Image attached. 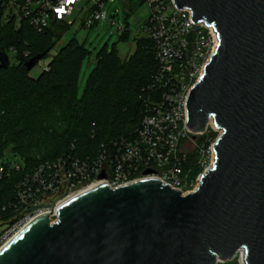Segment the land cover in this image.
Wrapping results in <instances>:
<instances>
[{
    "label": "water",
    "instance_id": "95a60500",
    "mask_svg": "<svg viewBox=\"0 0 264 264\" xmlns=\"http://www.w3.org/2000/svg\"><path fill=\"white\" fill-rule=\"evenodd\" d=\"M175 1L219 35L188 99L192 130L213 121L222 131L212 169L187 195L158 180L98 185L59 207L55 221L31 222L0 264H218L239 254L264 264V0ZM10 65L0 52V69Z\"/></svg>",
    "mask_w": 264,
    "mask_h": 264
},
{
    "label": "built area",
    "instance_id": "2783aa9c",
    "mask_svg": "<svg viewBox=\"0 0 264 264\" xmlns=\"http://www.w3.org/2000/svg\"><path fill=\"white\" fill-rule=\"evenodd\" d=\"M114 1L0 0V24L38 33L47 32L53 25L70 29L75 24L70 18L78 11L82 26L91 29L108 19L104 7ZM121 1L145 4L150 10L141 31L153 43L158 70L143 90L142 122L131 136L102 145L93 158H81L72 148L64 157L40 163L20 180L14 201L4 208L12 212V218L7 223L0 222L4 227L0 251L35 219L49 215L55 221L59 207L98 185L116 189L158 180L187 195L198 189L203 175L214 165V146L222 131L213 121L203 132L192 130L188 99L217 53V31L205 22H196L192 11L179 8L175 0ZM119 31L123 34L126 29L119 27ZM211 129L220 132L217 140L198 145V138ZM195 146L197 160L192 166L190 157ZM21 168L20 162L5 161L0 166V180ZM147 170L154 173L146 175ZM103 173L106 177L101 179Z\"/></svg>",
    "mask_w": 264,
    "mask_h": 264
},
{
    "label": "trees",
    "instance_id": "16d2710c",
    "mask_svg": "<svg viewBox=\"0 0 264 264\" xmlns=\"http://www.w3.org/2000/svg\"><path fill=\"white\" fill-rule=\"evenodd\" d=\"M69 30L53 25L38 33L0 24V52L14 57L9 68L0 69V166L14 156L22 163L20 171L0 180L2 224L12 218L4 208L14 201L16 185L40 163L64 157L72 148L81 158H93L102 145L131 136L142 122L143 90L158 70L153 43L144 36L125 59L116 49L101 53L82 98L78 83L86 50L75 39L39 78L30 76L25 64L41 54L47 57L54 42ZM129 36L126 30L121 39ZM8 148L13 156L4 157ZM190 158L194 166L195 155Z\"/></svg>",
    "mask_w": 264,
    "mask_h": 264
},
{
    "label": "rangeland",
    "instance_id": "374dc122",
    "mask_svg": "<svg viewBox=\"0 0 264 264\" xmlns=\"http://www.w3.org/2000/svg\"><path fill=\"white\" fill-rule=\"evenodd\" d=\"M104 11L109 14L108 19L102 20L98 25L91 29H87L82 26L81 21L78 19L79 12L75 11L73 16L70 18V21H74L75 24L59 40L54 42L49 55L42 59L33 68L30 72V76L34 79L39 78L45 70L49 69L52 59L75 39L79 43L83 44L86 50V56L80 69L78 83V96L79 98H82L87 88L88 79L91 73L95 70L98 56L101 53L111 52L113 49H116L121 58L125 59L130 56L136 49V40L142 37V25L150 16L148 6L134 1H129L127 3L121 0H116L114 2L107 3L104 7ZM114 16L115 18L113 19L112 17ZM119 27H124L126 30L130 31L128 39H121L122 33L119 31ZM9 57L11 63H13V55H10ZM211 135H214L213 139L210 138ZM219 135L220 132H215L211 129L209 133L198 138L197 144L201 145L205 142H213L217 140ZM196 153L197 151L195 146V151L192 153L195 155V158L193 159L194 163H196L197 160ZM4 155V157L13 156L11 155L10 148L4 151ZM12 161L15 163L21 162V160L15 156ZM3 228L4 227L0 225V235L4 230ZM241 258L242 255L239 254L230 261L221 260L218 264H241Z\"/></svg>",
    "mask_w": 264,
    "mask_h": 264
},
{
    "label": "bare ground",
    "instance_id": "6f19581e",
    "mask_svg": "<svg viewBox=\"0 0 264 264\" xmlns=\"http://www.w3.org/2000/svg\"><path fill=\"white\" fill-rule=\"evenodd\" d=\"M240 263H241V264H246V263H245V259H244V256H243V255H242V258H241V260H240Z\"/></svg>",
    "mask_w": 264,
    "mask_h": 264
}]
</instances>
